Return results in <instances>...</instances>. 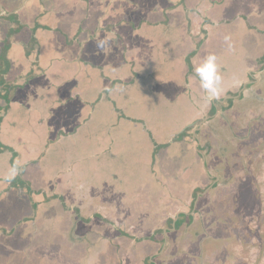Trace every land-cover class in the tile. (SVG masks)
Instances as JSON below:
<instances>
[{
	"label": "rangeland",
	"instance_id": "obj_1",
	"mask_svg": "<svg viewBox=\"0 0 264 264\" xmlns=\"http://www.w3.org/2000/svg\"><path fill=\"white\" fill-rule=\"evenodd\" d=\"M173 1L118 0L116 8L111 6L113 11L122 9L118 21L127 19L133 10L141 12L139 20L145 27L139 40L140 58L150 51H156L158 64L164 55L169 60L179 58L184 48H180L181 33H168L164 28L156 31L146 24L168 17L172 26L183 25L186 18L180 17L185 9L180 14L175 10L164 14L167 3ZM185 1L187 8L210 5L208 13L217 15L216 21L205 16L206 44L198 65L209 54L217 57L220 72L227 65L218 94L213 98L200 89L186 94L177 79L160 80L156 91L169 86L166 99L158 94L150 98L155 106L144 108L143 90L137 95L140 108L132 114L144 118L145 128L129 121L119 123L117 115L103 106L75 116L69 108L55 114V126L66 129L77 124L79 128L50 146L23 134L25 138L14 146L24 160L35 159L28 172L30 185L54 198L37 209H33L39 197L35 193L0 198L5 201L0 203V226L13 233L10 239L0 236V264L10 258H16L12 264H264V0ZM117 59L115 55L114 61ZM21 70L22 65L14 67L10 78ZM179 74L175 69L172 76ZM140 85L144 86L143 81ZM13 110L15 116L18 107ZM33 119L24 117L21 126ZM185 122L190 126L181 128ZM37 128L43 131L39 124ZM146 128L158 136L170 131L175 134L152 143ZM179 133L183 135L177 139ZM227 179L242 187L224 185ZM251 186L258 191V203L253 197L255 206L244 209L245 218L237 222L240 208L235 192L241 188L249 191ZM58 194L77 200L78 207H91L93 213L113 209L120 213L109 218L84 214L90 228L77 221L69 234L71 218ZM209 210H215L211 216L217 218H211ZM183 213L192 215L193 221L184 219ZM72 214L80 215L77 210ZM176 220L182 223L179 229L172 227ZM220 222L222 230L218 229ZM225 228L229 234L224 233ZM250 230L254 238L248 234ZM12 243L23 253L10 251L7 247Z\"/></svg>",
	"mask_w": 264,
	"mask_h": 264
},
{
	"label": "crops",
	"instance_id": "obj_2",
	"mask_svg": "<svg viewBox=\"0 0 264 264\" xmlns=\"http://www.w3.org/2000/svg\"><path fill=\"white\" fill-rule=\"evenodd\" d=\"M117 1L0 0L3 10L9 13L5 18L0 19V52L6 43L8 33L15 30L8 37L9 48L6 58L9 67L3 76L4 81L15 86V89L10 91L8 103L0 99V198L12 196L22 198L23 192L35 193L39 197L33 209L45 206L48 199L54 198V194L46 193L45 190L35 186L31 187L28 172L35 159L24 160L14 144L22 141L25 134L37 139L40 145L49 144L50 146L53 142H58L63 135L72 134L71 130L77 131L79 128L77 124L66 129L61 125L55 126L52 120L55 114L57 116L58 113L66 112L69 108L70 113L73 112L72 116H75L79 114V111L93 112L105 106L108 112L117 115L119 123L129 121L145 128L144 118L132 114L140 108L141 100L137 97L141 95L140 90H143L145 95L142 103L144 108L155 106L150 98H156L158 94L166 99L165 93L169 86L163 85L159 92L156 91L157 81L160 80L177 79L186 94L199 93L196 90H202L195 76V68L200 62L201 50L206 44L205 30L202 29L206 22L205 16L213 21L217 20V15L208 13L211 6L205 4L187 8L188 1L176 0L167 3L168 7L163 9L164 14L168 16L173 10L180 14L181 9H185L184 15L180 17V20L186 18L183 25L172 26L171 19L168 17L164 19L163 27V20L146 22L156 31L164 28L168 33H172L173 30L181 33L180 48L183 46L184 48L179 51V58L169 60V57L164 55L161 57V64H158L156 51H150L146 57H139L141 47L139 40L141 30L145 27V23L139 20L141 12L133 10L132 14L129 12L127 19L118 21L119 18L116 17L122 9L111 10V6L116 8ZM15 5L16 8H14ZM205 10L206 13H204ZM242 13L239 11V16L243 17ZM11 15L16 17V21L9 19ZM101 43L103 47H98ZM115 55L118 58L117 62L114 61ZM257 57L252 63L257 61ZM167 62L174 64V67H167ZM20 65L24 70L16 72L10 78L14 67L18 68ZM175 69L176 73L181 74L172 76ZM226 70L227 65L223 64L220 74ZM28 75L30 78H27ZM140 81H143L144 86L140 85ZM131 93L132 97H127ZM103 96L104 99L99 98ZM133 97L138 104L134 102ZM16 107L18 112L14 116L12 113ZM24 117L34 119L31 120L32 123L22 127L20 122ZM80 120L82 121V116ZM38 124L43 128L41 133L38 128L36 129ZM189 126H186L185 122L181 128ZM174 134V131H170L168 134L158 136L147 129V136L152 143L156 139H164L165 135L172 137ZM154 156L152 152L151 164L156 163ZM23 171L27 173L23 175ZM12 181L17 183L13 184ZM20 181L23 183H19ZM24 184L29 185L28 190ZM15 192L19 194L16 195ZM57 199L71 218L69 234L74 229L75 215L72 213L75 210L82 215L102 218H109L111 214L115 216L120 213L114 209L105 214L98 211L93 213L90 210L91 207L83 204L78 207L75 204L77 200L72 201L71 198L62 194H58ZM3 202L5 201L0 200L1 205ZM72 215H74L73 218ZM1 235L10 239L13 233L1 225ZM14 244L12 243L11 248H7L10 251L23 253V249H15ZM12 259L14 258L7 259L5 264H12ZM14 260L16 261V258Z\"/></svg>",
	"mask_w": 264,
	"mask_h": 264
},
{
	"label": "flooded vegetation",
	"instance_id": "obj_3",
	"mask_svg": "<svg viewBox=\"0 0 264 264\" xmlns=\"http://www.w3.org/2000/svg\"><path fill=\"white\" fill-rule=\"evenodd\" d=\"M20 5V4H19ZM17 6L15 5V7L14 8H16ZM3 9V8H2ZM16 10H18V9H16ZM5 13L6 14H9L8 12H6L5 11ZM13 14V13H12ZM6 16H8V15H2L1 17H0V19H2V18H5ZM238 95H239V93H238ZM237 96V95H236ZM228 100H230V99H228ZM198 129V128H197ZM193 134H195L194 132H193ZM202 159H203V161H204V156H202ZM203 168H206V165L205 164H203ZM216 178H218V176H215L214 178H213V180L215 181L216 180ZM228 181H225L224 182V185H227V186H229V187H231V186H233L234 184H236V182H232V180H230V179H227ZM239 184H240V182H239ZM239 184H236V185H238L239 187H242V186H240ZM217 186V183L216 184H214V187H216ZM249 188V191H248V189L247 188H241V190H240V192H235L236 190H232V192L234 193H237V194H235V196L237 197V203H238V206H239V208H240V210H239V213L237 214V216L241 219V222H242V220L245 218V215L244 214H241L242 213V211L244 210V209H247V208H253V206H255V203H256V201L259 199L258 197H259V195L257 194V192L258 191H256V190H254L253 189V187L251 186V188L250 187H248ZM245 190H247L248 192L246 193V195H245V193H244V191ZM243 197H246L247 198V200L246 201H244L243 200ZM255 198V203L253 202L254 201V198ZM258 198V199H257ZM257 203H258V201H257ZM256 203V204H257ZM199 211H200V209H198ZM214 211L215 210H209L207 213L208 214H210V216H211V214H214ZM201 212V211H200ZM202 213H205V212H203V210H202ZM76 214V213H75ZM241 214V215H240ZM236 216V217H237ZM79 217H80V219H79ZM79 217H77V216H75L74 218H75V222L77 223V221H81V223H83L84 225L83 226H85L86 228H87V225L88 224H86L87 223V221H88V218H86L84 215H82L81 213H80V215H79ZM242 217V218H241ZM102 218V217H101ZM211 218H217V217H214L213 215L211 216ZM236 219V218H235ZM83 220V221H82ZM236 221L237 222H239V220L238 219H236ZM176 222V221H175ZM175 222H174V225H175ZM244 224V223H243ZM76 224H74V229L76 228V226H75ZM245 225V224H244ZM222 224H221V222H220V224H219V226H218V229L220 230H222ZM239 227V230H238V232H241V227L240 226H238ZM88 228H90V225L88 226ZM88 228H87V230H88ZM226 229V228H225ZM227 230V229H226ZM93 231V230H92ZM229 230H227V231H225L224 233L225 234H229V232H228ZM244 231H246V226H245V228H244ZM83 233L86 235L87 234V231H86V229H83ZM206 233V232H205ZM209 233V232H208ZM224 234V235H225ZM248 234L252 237V238H254V235H253V232H252V230H250V231H248ZM88 235V234H87ZM209 235L210 234H208L207 235V237H209ZM227 236V235H226ZM225 237V236H224ZM209 239H211V237L209 238ZM211 243V242H210ZM197 244H199V245H201L200 244V242H198ZM212 248H213V245L211 246H209V249H211V251H213L214 252V250H212ZM200 251V250H199ZM211 255L212 256H214L213 254H212V252H211ZM211 255H209L208 254V256H211ZM79 259H80V257H78ZM154 264V263H153Z\"/></svg>",
	"mask_w": 264,
	"mask_h": 264
},
{
	"label": "clouds",
	"instance_id": "obj_4",
	"mask_svg": "<svg viewBox=\"0 0 264 264\" xmlns=\"http://www.w3.org/2000/svg\"><path fill=\"white\" fill-rule=\"evenodd\" d=\"M228 39L229 37H225L226 41ZM98 47H103V43L98 45ZM195 76L204 92L210 94L213 98L218 94L221 74L217 65V57L214 54H209L201 61L195 68Z\"/></svg>",
	"mask_w": 264,
	"mask_h": 264
},
{
	"label": "trees",
	"instance_id": "obj_5",
	"mask_svg": "<svg viewBox=\"0 0 264 264\" xmlns=\"http://www.w3.org/2000/svg\"><path fill=\"white\" fill-rule=\"evenodd\" d=\"M16 17L13 15H11L10 17H9V19H11V20H13V21H16V19H15ZM15 30H11L9 33H8V36L6 37L7 39H6V43H5V45H4V47L2 48V50H1V52H0V99H3L6 103H8V101H9V94H10V91H12V90H14L15 89V86H12L11 84H8V83H6L5 81H4V78H3V76H4V74L8 71V67H9V62H8V60H7V58H6V54H7V50H8V48H9V41H8V37H9V35L11 34V33H13ZM27 78H30V76L28 75V77ZM230 101V100H229ZM0 110H1V108H0ZM213 111H214V109H213ZM0 121H1V117H0ZM183 134H180L179 136H178V138L177 139H179L180 138V136H182ZM0 148H1V145H0ZM14 184H16L17 182L16 181H12ZM20 183V182H19ZM22 183V182H21ZM243 200L244 201H246L247 200V198L246 197H243ZM182 216H187V217H185L184 219H188L189 220V222H191V221H193V216L192 215H186V214H181ZM180 215V216H181ZM179 219V218H178ZM236 219H238L239 221H240V218L239 217H237ZM181 222H179L178 220H176V222H175V225H174V227L176 228V229H179L180 227H181ZM256 237H258V235H257V233H256Z\"/></svg>",
	"mask_w": 264,
	"mask_h": 264
},
{
	"label": "water",
	"instance_id": "obj_6",
	"mask_svg": "<svg viewBox=\"0 0 264 264\" xmlns=\"http://www.w3.org/2000/svg\"><path fill=\"white\" fill-rule=\"evenodd\" d=\"M2 15H7L6 13H5V11L2 9V7H1V5H0V17L2 16ZM179 214H177V216H178ZM174 222V221H173ZM172 226H174V223L172 224Z\"/></svg>",
	"mask_w": 264,
	"mask_h": 264
}]
</instances>
